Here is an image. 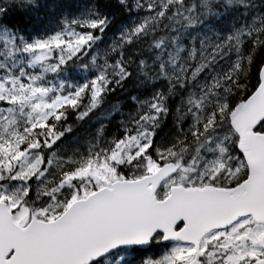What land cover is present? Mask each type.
<instances>
[{"label":"snow or ice","instance_id":"1","mask_svg":"<svg viewBox=\"0 0 264 264\" xmlns=\"http://www.w3.org/2000/svg\"><path fill=\"white\" fill-rule=\"evenodd\" d=\"M40 3L0 0V264H264V0H118L103 48L99 0Z\"/></svg>","mask_w":264,"mask_h":264},{"label":"trees","instance_id":"2","mask_svg":"<svg viewBox=\"0 0 264 264\" xmlns=\"http://www.w3.org/2000/svg\"><path fill=\"white\" fill-rule=\"evenodd\" d=\"M99 2L103 5V11H105L106 14H108L114 20L113 24H111L106 30L108 35H105L103 41L101 42V48H103L105 42L110 44L113 36L119 34L120 26L123 21L129 18V14L124 12L122 6L118 3V0H109L107 4H104L103 0H99ZM38 3H40V0H38ZM46 9L47 5L45 3H40L39 8H36L35 11L37 13L46 12ZM62 11H64L63 8L58 9L56 14H59ZM117 13H119V15H116ZM45 15V19H47V14ZM44 22L45 20H38V23L35 25V27L38 29ZM94 71L95 69H91L87 72L77 69L74 73L68 72L60 74V78L66 79L73 85H75L83 82L86 79L92 78V73ZM50 78L55 79L54 74H52ZM156 86L157 84H140V82H138L137 80L130 79L123 88L115 86V91H109L108 93H106L105 103L101 105V107L90 113L89 116L85 117L83 120L77 119V111H79V109L76 111L69 110L67 121H64L63 123L71 124L73 125V127L71 132L66 133L64 139L72 145L74 139L78 140V138H80V140H85V137H87L88 142L95 138L93 135V133L95 132V128L99 130L101 125H104V130L101 136L103 137L111 135L117 130V128H119V124L117 123V121L120 118L119 112H114L111 116L107 115V113L111 112V105L115 101H123V103L120 104V108L124 109L126 114V110L132 103L131 100L127 99L128 97H131L133 94H140L141 96H144L147 92L150 91L151 87ZM76 143L77 142H75V144ZM83 148H86V146H84Z\"/></svg>","mask_w":264,"mask_h":264},{"label":"rangeland","instance_id":"3","mask_svg":"<svg viewBox=\"0 0 264 264\" xmlns=\"http://www.w3.org/2000/svg\"><path fill=\"white\" fill-rule=\"evenodd\" d=\"M138 82H140V81H144V84H156V83H151V82H148V81H146L145 80V78L143 77V75L142 74H140V76H139V79L137 80ZM158 83V82H157ZM148 93V92H147ZM146 93V94H147ZM95 128V127H94ZM93 131V130H92ZM93 135H94V137H96L97 135H98V130L95 128V132L93 133ZM88 136V135H87ZM75 140H77V139H74V142H73V146H79V147H81V148H83L84 146H87V137H85V140H80V138H78V140L77 141H75ZM75 142H77L76 144H75ZM81 142V143H80ZM78 144V145H77ZM70 145H72V144H70Z\"/></svg>","mask_w":264,"mask_h":264}]
</instances>
